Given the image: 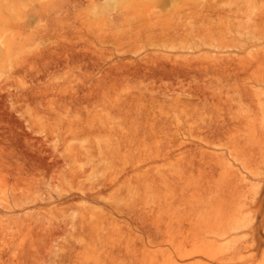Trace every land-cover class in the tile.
<instances>
[{
	"label": "rangeland",
	"instance_id": "374dc122",
	"mask_svg": "<svg viewBox=\"0 0 264 264\" xmlns=\"http://www.w3.org/2000/svg\"><path fill=\"white\" fill-rule=\"evenodd\" d=\"M0 38V264H264V0H0Z\"/></svg>",
	"mask_w": 264,
	"mask_h": 264
},
{
	"label": "bare ground",
	"instance_id": "6f19581e",
	"mask_svg": "<svg viewBox=\"0 0 264 264\" xmlns=\"http://www.w3.org/2000/svg\"><path fill=\"white\" fill-rule=\"evenodd\" d=\"M155 2V1H154ZM151 5V4H150ZM135 6V5H134ZM137 6V5H136ZM143 7H144V9L146 10V11H152L153 10V8H154V6H148L147 7V5L145 6V5H143ZM19 38V37H18ZM0 39H2V38H0ZM7 39H8V37H7ZM4 40H5V37H4ZM9 40V39H8ZM7 40V41H8ZM10 40H12V38H10ZM9 40V41H10ZM13 41V40H12ZM1 43V42H0ZM4 43V42H3ZM5 43H7L6 41H5ZM10 42H8V44H9ZM7 44V45H8ZM12 45H14V43L12 44ZM8 46H10V45H8ZM8 46H6V47H8ZM11 47H13V46H11ZM4 51V50H3ZM5 52V51H4ZM2 53V56L3 57H5L6 56V54L5 53ZM1 54V53H0ZM4 54H5V56H4ZM9 56V55H8ZM8 56H6L7 57V59H8ZM2 57V58H3ZM10 57H11V55H10ZM9 57V58H10ZM4 60H6L5 58H4ZM235 232V231H234ZM225 234V233H224ZM218 235H220V234H218ZM217 235V236H218ZM223 235V234H222ZM214 244V243H213ZM226 244V243H225ZM215 245V244H214ZM229 246V245H228ZM220 247V246H219ZM217 248H218V246H217ZM237 248H238V246H237ZM237 248L236 247H234V251H235V249H236V251H237ZM240 248V247H239ZM248 248H250V246H248ZM229 249V248H228ZM217 250V249H216ZM226 250V249H225ZM233 251V252H234ZM225 252V251H224ZM227 252V251H226ZM233 252L231 251V253L233 254ZM236 253V252H235ZM229 254V253H228ZM227 254V255H228ZM209 255V254H208ZM206 256V259H208V260H210L211 262H213V263H219V264H227V263H232V262H238V260L239 259H241V258H239V257H237V256H230V257H226V256H223L222 258L220 257V258H216L215 256ZM205 256V255H204ZM242 257V256H241ZM240 261V260H239ZM205 264V263H204Z\"/></svg>",
	"mask_w": 264,
	"mask_h": 264
}]
</instances>
